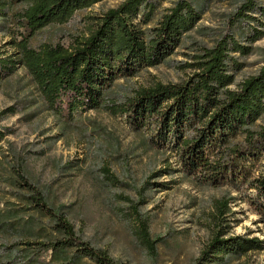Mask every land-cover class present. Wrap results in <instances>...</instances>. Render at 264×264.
Listing matches in <instances>:
<instances>
[{
  "label": "trees",
  "instance_id": "1",
  "mask_svg": "<svg viewBox=\"0 0 264 264\" xmlns=\"http://www.w3.org/2000/svg\"><path fill=\"white\" fill-rule=\"evenodd\" d=\"M103 1L0 0V34L11 49L0 56L3 77L23 69L46 111L71 123L92 111L121 115L131 131L147 134L153 149L172 153L184 178L248 194L246 202L264 224V60L254 75L236 82L242 60L264 39V0H175L162 11L165 0H123L84 16L67 47L32 45L41 30L65 25ZM217 3L226 5L215 15L217 26H199ZM193 31L205 41L187 47L184 80L141 87L119 103L108 98L116 81L164 64ZM5 137L0 129V145ZM18 168L12 185L19 187L15 197L22 207L0 211V237L19 235V264H126L84 238L68 207L51 201L22 162ZM233 199L214 202L212 236L195 264H223L264 250V240L229 236ZM140 237L154 251L157 241L150 240L144 221Z\"/></svg>",
  "mask_w": 264,
  "mask_h": 264
},
{
  "label": "rangeland",
  "instance_id": "2",
  "mask_svg": "<svg viewBox=\"0 0 264 264\" xmlns=\"http://www.w3.org/2000/svg\"><path fill=\"white\" fill-rule=\"evenodd\" d=\"M122 1L105 0L65 25L48 26L36 34L32 45L52 42L67 47L84 16L115 8ZM174 1L161 2L159 11ZM225 9V4L217 3L199 26H217L215 15ZM8 41L0 34V56L11 52ZM194 41L205 40L196 31L189 33L164 64L116 81L108 98L119 103L141 87L181 82L188 74L180 68L188 61L184 54ZM254 47L255 52L242 60L237 83L263 64L264 39ZM0 129L6 133L0 145V211L22 207V200L15 197L19 187L12 185L22 162L30 180L48 190L51 201L68 207L75 229L114 259L126 264H195L212 236L213 204L223 197L234 198L229 205V236L264 240V224L246 202L248 194L229 187H203L184 178L172 153L153 149L147 134L131 131L121 115L101 110L79 115L73 123L58 118L46 111L23 69L9 77L0 72ZM166 168L173 173H162ZM140 221L146 223L150 240L157 241L154 251L141 241ZM0 261L19 264V235L7 232L0 237ZM223 264H264V250Z\"/></svg>",
  "mask_w": 264,
  "mask_h": 264
}]
</instances>
